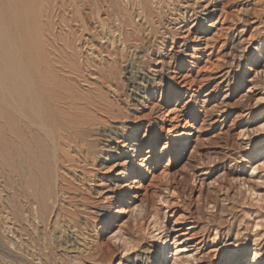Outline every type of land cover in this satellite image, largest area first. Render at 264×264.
I'll return each mask as SVG.
<instances>
[{
    "label": "rangeland",
    "instance_id": "1",
    "mask_svg": "<svg viewBox=\"0 0 264 264\" xmlns=\"http://www.w3.org/2000/svg\"><path fill=\"white\" fill-rule=\"evenodd\" d=\"M176 1L164 9L162 24L157 17L149 23L151 35L145 20L135 19L150 28L141 34L143 44L127 46L119 31L107 29L104 39L91 29L89 43L82 38L75 44L78 55L106 75L108 99L123 115L101 130L103 136L116 127L118 135L115 149H106V163H96L95 182L77 172L94 206L86 209L89 219L79 218L82 230L66 229L74 239L69 253L64 249L65 259H72L66 264H153L165 227L174 228L171 255L187 246L185 255L198 259L182 258L181 264L243 257L251 264L257 250L264 264V207L241 198L234 181L264 182V159H255L264 147V69L258 65H264V0ZM151 2L160 10L158 0ZM240 32L242 44L233 43ZM136 44L146 47L136 50ZM260 45L261 55L255 54ZM122 51L127 59L121 62L114 53ZM130 66L135 73L127 74ZM256 166L262 169L250 178ZM131 209L146 216L129 218ZM8 216L0 209V264H15L17 254H24L23 264H39L37 249L23 245ZM122 235L136 243L131 252L115 240Z\"/></svg>",
    "mask_w": 264,
    "mask_h": 264
},
{
    "label": "bare ground",
    "instance_id": "2",
    "mask_svg": "<svg viewBox=\"0 0 264 264\" xmlns=\"http://www.w3.org/2000/svg\"><path fill=\"white\" fill-rule=\"evenodd\" d=\"M173 1L158 0L160 10H157L158 6L154 8L151 0H0V209L11 216L23 241L20 242L28 250L37 249L39 264H66L71 259H65L64 249H68L67 245L73 247L74 242L67 231L82 230L79 218L87 216L89 219L86 209L94 206L90 186H86L85 180L79 181L77 172L95 182L96 163L101 166L106 163L111 155L106 149H115L111 147L112 139L118 135L116 127L105 131L103 136L101 130L123 115L108 99L106 75L90 66L82 54L78 55L75 44L82 42V38L85 44L89 43L86 33L92 32L91 29L104 39L107 29L110 34L119 31L124 43L133 48V43L143 40L141 34L148 27L136 23L135 19L138 17L149 25L157 17L162 24L163 11L174 5ZM152 31L151 27L147 33L151 35ZM94 35L89 37L94 40ZM241 39L240 32L233 43L242 44ZM140 47L136 44L135 48ZM262 50L260 45L255 54L261 55ZM114 54L121 62L127 59L123 51ZM258 65L264 69L263 64ZM131 68H127V74L133 71L134 67L132 71ZM94 75L97 79H93ZM124 133L129 134L127 129ZM100 135L103 140L99 145ZM263 157L264 147L259 148L255 159ZM261 166L264 170V161ZM262 168H253L250 178ZM234 181L241 198L264 207V182L255 185L253 179ZM137 211L131 209L129 218L137 220L146 216L143 210L141 214ZM239 220L238 223L242 222ZM57 231L62 235L56 237ZM173 231L174 228L168 231L165 227L157 237L153 264H181L182 258L189 263L198 261L194 258L192 262L191 257L185 255L190 252L187 246L171 255L168 240ZM122 236L115 240L127 253L134 240L129 235ZM240 238L237 236L235 242L240 244ZM188 242L189 239L184 241ZM17 255L15 264H23L24 254ZM258 256L257 250L251 264H260ZM228 264L248 263L243 257L239 262L228 259Z\"/></svg>",
    "mask_w": 264,
    "mask_h": 264
}]
</instances>
